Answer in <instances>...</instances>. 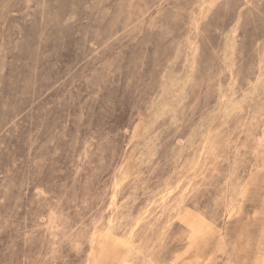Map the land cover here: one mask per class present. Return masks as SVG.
<instances>
[{
    "label": "rangeland",
    "instance_id": "rangeland-1",
    "mask_svg": "<svg viewBox=\"0 0 264 264\" xmlns=\"http://www.w3.org/2000/svg\"><path fill=\"white\" fill-rule=\"evenodd\" d=\"M0 264H264V0H0Z\"/></svg>",
    "mask_w": 264,
    "mask_h": 264
},
{
    "label": "bare ground",
    "instance_id": "bare-ground-1",
    "mask_svg": "<svg viewBox=\"0 0 264 264\" xmlns=\"http://www.w3.org/2000/svg\"><path fill=\"white\" fill-rule=\"evenodd\" d=\"M179 188V187H178ZM137 229V228H136Z\"/></svg>",
    "mask_w": 264,
    "mask_h": 264
}]
</instances>
